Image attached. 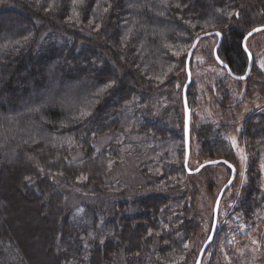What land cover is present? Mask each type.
I'll list each match as a JSON object with an SVG mask.
<instances>
[{
  "label": "trees",
  "instance_id": "trees-1",
  "mask_svg": "<svg viewBox=\"0 0 264 264\" xmlns=\"http://www.w3.org/2000/svg\"><path fill=\"white\" fill-rule=\"evenodd\" d=\"M260 26L264 0H0V264H40L32 255L39 250L48 264H196L205 243L186 179L181 74L197 37L215 31L223 36L222 62L245 75L242 43ZM223 70L228 80L217 78V92L224 99L216 98L204 120L194 115L200 88L194 81L189 87L191 153L196 143L206 162L233 164L236 149L246 151L241 206L249 218L264 205V112L254 103L245 114L238 98L245 82L251 102L264 96V66L254 60L237 94ZM163 97L171 105L152 116L149 106L165 104ZM130 133L152 142L136 155L154 153L161 141L169 150L141 165L143 181L129 185L109 178L130 152L119 136ZM154 163L163 176L150 172ZM79 186L132 196L108 203L111 211L84 206L76 225L68 196ZM223 241L208 248L209 264L243 258ZM246 256L247 264H264V253Z\"/></svg>",
  "mask_w": 264,
  "mask_h": 264
},
{
  "label": "rangeland",
  "instance_id": "rangeland-1",
  "mask_svg": "<svg viewBox=\"0 0 264 264\" xmlns=\"http://www.w3.org/2000/svg\"><path fill=\"white\" fill-rule=\"evenodd\" d=\"M250 1H255V0H250ZM211 32H215V31H211ZM211 32L210 31L203 32L200 35ZM217 44H218L217 36L206 37L202 39L195 51L194 61L191 67L192 80L200 88L199 102L197 105L198 108L194 110V115H197L201 120H204V118L208 116L207 114H204L205 111L208 112L210 111V108H214L216 106V98L217 99L219 98L221 101L224 99L223 94L217 92L218 89L217 78L228 80V77L225 74L223 67H221L215 59L214 49L217 46ZM247 46L250 48L254 60L259 63V66L261 67L264 66V31L252 36L248 40ZM180 51L181 52L183 51V53H187L188 51L187 46H184V48L181 49ZM181 75H182L181 79L185 80V75L188 79L186 67L183 69ZM229 77L231 76L229 75ZM187 79L184 82L183 86H185V84L187 83ZM235 81L236 82L233 81L231 82V85H229L230 86L229 92L237 94L239 93V89L242 88V84L241 87H239L240 83H237L238 80ZM243 85H244L242 91L243 93L238 98V100L242 99V101H246L245 104L243 105L244 107H246L244 113L247 114L248 112H250V110H248V107L251 108L255 107V105H253L254 103H256L258 106L257 111L264 112V96H260L259 94L258 96L255 95L251 102L249 97L250 95L247 94V85L249 84L245 82ZM157 100L159 99L157 98ZM162 102H165V104H162L159 100V102L154 101L153 105L149 106L148 111H151L152 116H154L155 114L159 115L157 113L163 110L165 106L168 107L169 105H171V102H169L167 98L165 99L163 97ZM135 103L136 106L134 109L137 110L139 105H141V101ZM218 121L221 122V120L219 119ZM99 122H103V119H100ZM242 128L243 126L239 125L237 127V130H240ZM137 134L138 133H132L130 136H125V137L119 136L120 144H122L123 146L122 148L123 151L125 152V150H129L130 152L128 153L127 158L125 159L126 161L123 164L111 170L109 180H116L119 178H123L125 182L129 181L128 183L129 185L131 184V182L133 183L134 181L140 183V181L141 182L143 181L141 179L143 177V174L141 173V165L145 163H150L154 160L156 161V158L159 159L160 150L162 152L169 150V148L166 146V143L168 142L161 141V142H156L152 145V147L155 150L157 149L154 153H151L150 151H146L142 156H140L141 154L136 155L134 154L136 150L137 151L139 150L142 153L144 152L142 150H144L146 146L152 144V142H149L146 139V137ZM108 136L110 135H107L104 138H102L101 143L103 145L109 144L111 142V139L107 138ZM162 148L164 149L162 150ZM235 156H237L238 158H236V162L232 161L233 163L232 165L236 168L237 175L235 176L232 184L227 190L224 199L221 202L220 205L221 207L219 209L218 228L212 247H214V245L215 248L222 246V241L224 237V239L226 240L223 241V244H226L228 246V249L230 250L234 249L239 255H243L242 259L236 260V264H247L249 262L248 260L249 256L246 255H251V254L258 255L259 253V255L263 256L264 253V205L260 209L255 211V213L250 215L249 218L245 217L242 211L241 204L243 202L242 189L246 174V164L244 160L247 157V153L246 151L243 150L241 151L236 149ZM260 160H261V167L259 169L262 174L261 187L262 190L264 191V148L262 150ZM204 162L206 161L202 157L201 147H199L198 144L194 143L193 152L191 153V159L190 162L188 163V167L190 171L198 169L201 165L204 164ZM156 164L157 163H154V165L152 164L153 166L151 165L152 167L150 169V172L151 173L159 172L160 176H163L165 173L160 171L158 168H156ZM229 169L231 168H229L224 164H221V165L206 167L197 174L192 175L189 173L188 175L190 176H188L187 178L183 175L184 178L182 180L188 179V182L190 183L188 189L189 194H191L193 197L198 198L196 205L198 204V207L202 212L201 237L203 239L201 244H204L207 241L212 231L213 222H214V207L217 198L223 187L226 186L229 183V181L232 179L233 171L232 169L231 170ZM170 180H174V181L176 180V182H174L175 184L176 183L178 184L182 181V180H178L177 176L171 177ZM167 185H168V181L166 182V180H163L161 186H167ZM104 195L105 194L98 195L92 190H86L80 186L76 188L74 191L69 192V196H68L69 208H71V210L74 211L75 213V216L73 215L74 223L76 225L80 224V219L83 213L82 211L87 210V208H85L84 206H88V208L90 207L92 210L94 209L96 211H100L104 209L111 211L114 207L113 206L109 207L110 203H112L111 205H113L114 202H119L124 197L131 198L132 196V195H125L124 197L121 196L108 197ZM108 199H110L111 201ZM172 206L169 210H172ZM74 207L75 208L78 207L77 208L78 212L76 209H73ZM78 215L80 217H78ZM88 215L89 217H91L92 212L91 214ZM83 222H85V220ZM83 238L85 239L84 242L87 244L88 243L87 239L85 237ZM216 239L221 241V243L220 244L218 242L215 243ZM188 246L190 248L191 244ZM40 251L41 250H39V252L36 251V253L35 252L32 253L33 257H37L36 259L39 260L40 264L43 263L48 264L46 262V258L48 257L46 251L45 252L41 251L45 254L41 253ZM210 256L211 253L209 252V254L206 256L202 264H209ZM231 264H235V263L232 262Z\"/></svg>",
  "mask_w": 264,
  "mask_h": 264
},
{
  "label": "water",
  "instance_id": "water-1",
  "mask_svg": "<svg viewBox=\"0 0 264 264\" xmlns=\"http://www.w3.org/2000/svg\"><path fill=\"white\" fill-rule=\"evenodd\" d=\"M264 31V26H260V27H256L255 29H253L252 31H250L244 38L243 40V48H244V51L247 53L248 55V58H249V66H248V69H247V72L245 75L243 76H237L235 74L232 73V71L230 70V68L228 67V65H226L224 62H222V60L220 59L219 57V49L222 45V42H223V36L220 32H211V33H207V34H203V35H200L197 37V39L194 41L193 45H192V48L190 49L189 53H188V56H187V62H186V70H187V75H188V79H187V83L185 84L184 86V90H183V102H184V108H185V140H186V159H185V168L187 169V171L190 173V174H197L199 173L202 169L206 168V167H209V166H216V165H220V164H224L226 166H229L232 171H233V176H232V179L229 181V183L223 187V189L221 190L218 198H217V201L215 203V207H214V222H213V227H212V231L210 233V236L209 238L207 239V241L205 242L200 254H199V257H198V260L196 262V264H202L203 263V260H204V257L208 251V248L211 246V244H213L214 240H215V236H216V232H217V228H218V221H219V209H220V205H221V202L225 196V194L227 193V190L228 188L230 187V185L232 184L235 176L237 175V171H236V168L230 164L228 161L226 160H214V161H209L207 163H204L203 165H201L198 169L194 170V171H189V168H188V163L190 161V156H191V118H192V114H191V109L189 107V102H188V90H189V87L191 86L193 80H192V72H191V61H192V58L195 54V51L200 43V41L206 37H212V36H217L219 38L218 40V44L217 46L215 47L214 49V56H215V59L217 61V63L223 67L224 69H226V71L228 72V74L235 80H238V81H245L247 80L250 75L252 74V70H253V67H254V57L251 53V51L249 50L248 46H247V42L248 40L260 33V32H263Z\"/></svg>",
  "mask_w": 264,
  "mask_h": 264
},
{
  "label": "flooded vegetation",
  "instance_id": "flooded-vegetation-1",
  "mask_svg": "<svg viewBox=\"0 0 264 264\" xmlns=\"http://www.w3.org/2000/svg\"><path fill=\"white\" fill-rule=\"evenodd\" d=\"M251 76V75H250ZM249 79V78H248ZM246 81V80H245Z\"/></svg>",
  "mask_w": 264,
  "mask_h": 264
}]
</instances>
